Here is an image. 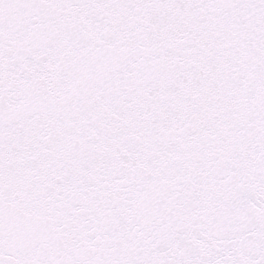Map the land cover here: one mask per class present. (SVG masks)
I'll return each instance as SVG.
<instances>
[{
    "label": "snow or ice",
    "instance_id": "6c2138e0",
    "mask_svg": "<svg viewBox=\"0 0 264 264\" xmlns=\"http://www.w3.org/2000/svg\"><path fill=\"white\" fill-rule=\"evenodd\" d=\"M0 264H264V0H0Z\"/></svg>",
    "mask_w": 264,
    "mask_h": 264
}]
</instances>
